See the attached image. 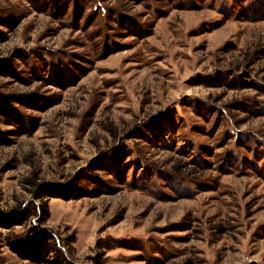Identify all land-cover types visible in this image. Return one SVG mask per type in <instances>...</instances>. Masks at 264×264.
I'll return each mask as SVG.
<instances>
[{"label":"rangeland","instance_id":"rangeland-1","mask_svg":"<svg viewBox=\"0 0 264 264\" xmlns=\"http://www.w3.org/2000/svg\"><path fill=\"white\" fill-rule=\"evenodd\" d=\"M0 101V264H264V0H0Z\"/></svg>","mask_w":264,"mask_h":264},{"label":"trees","instance_id":"trees-1","mask_svg":"<svg viewBox=\"0 0 264 264\" xmlns=\"http://www.w3.org/2000/svg\"><path fill=\"white\" fill-rule=\"evenodd\" d=\"M2 106H3V105H2V103H1V101H0V107H2ZM2 110H3V109H2ZM51 193H52V192H47L48 196L54 197V196H52ZM7 223L13 225L14 221H13V220H8ZM31 248H33V247H31ZM34 248H35L36 250H38V251H40L41 249H44V244H43V242L41 241L40 243L35 244V247H34Z\"/></svg>","mask_w":264,"mask_h":264}]
</instances>
